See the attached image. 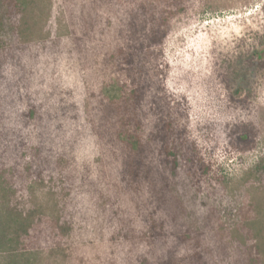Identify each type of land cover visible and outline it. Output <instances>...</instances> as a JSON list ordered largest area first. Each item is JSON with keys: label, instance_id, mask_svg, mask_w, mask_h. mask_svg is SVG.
I'll list each match as a JSON object with an SVG mask.
<instances>
[{"label": "rangeland", "instance_id": "374dc122", "mask_svg": "<svg viewBox=\"0 0 264 264\" xmlns=\"http://www.w3.org/2000/svg\"><path fill=\"white\" fill-rule=\"evenodd\" d=\"M126 6L35 0L20 37L0 0L1 38L15 59L0 70L1 111L15 122L29 109L27 94L46 101L55 115L43 130L55 149L75 156L71 180L60 170L26 195L44 219L45 239L30 248L36 264H159L176 246L184 264L196 251L214 264H249L236 214L253 205L250 215L264 220V187L254 174L264 158V0H186L147 66L153 91L169 100L209 167L197 180L182 166L176 175L166 170L155 144L146 147L150 177L127 172L117 116L102 102L103 89L120 78ZM66 103L76 110L66 114L59 108ZM43 130L38 122L27 130L33 144ZM150 131L147 119L144 143Z\"/></svg>", "mask_w": 264, "mask_h": 264}, {"label": "trees", "instance_id": "16d2710c", "mask_svg": "<svg viewBox=\"0 0 264 264\" xmlns=\"http://www.w3.org/2000/svg\"><path fill=\"white\" fill-rule=\"evenodd\" d=\"M34 1L4 0L15 35L23 37L26 34L25 26ZM185 1L119 0L127 5L117 57L120 78L111 88L103 89L102 102L104 110L117 116L118 128L114 133L129 151L127 172L135 179L142 175L149 178L152 174V169L144 170L146 147L151 144L159 147L164 168L174 175L181 166L195 180L209 172L196 145L189 141L186 128L175 116L169 100L160 94L161 91H153L154 78H150L147 71V66L154 63V50L164 44L170 31V21ZM2 28L0 19V31ZM0 48L6 52L0 55V70H8L9 63L15 59L9 50L6 51L1 32ZM20 68L24 70L22 66ZM26 97L29 100L28 111L10 123L9 117L1 111L3 105L0 102V264H36L35 254L30 248L35 242L45 239L41 229L44 219L37 218L27 203V196L33 193L38 182L60 170L66 169V178L71 180L68 170L75 160L71 151L55 149L49 132L43 130L55 115L54 107L46 101L38 102L28 94ZM59 108L69 114L76 110V105L66 103ZM147 119H150L151 131L144 143L139 132ZM36 122L40 123L43 131L39 143L33 144L27 130ZM58 157L66 160L65 167L60 166ZM254 174L260 186L264 187V158L256 166ZM253 209V205L250 209L238 208L236 217L240 219L236 230H247V238L239 236V239L246 245L248 263L264 264V220L252 217L249 211ZM233 219L238 223L235 216ZM247 240H250L248 245ZM177 250L178 246L168 250L159 264H184V258L177 259ZM185 264L214 262L203 252L196 251Z\"/></svg>", "mask_w": 264, "mask_h": 264}, {"label": "water", "instance_id": "95a60500", "mask_svg": "<svg viewBox=\"0 0 264 264\" xmlns=\"http://www.w3.org/2000/svg\"><path fill=\"white\" fill-rule=\"evenodd\" d=\"M259 56L262 58V57H264V51H262L260 54H259Z\"/></svg>", "mask_w": 264, "mask_h": 264}]
</instances>
